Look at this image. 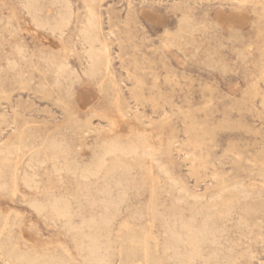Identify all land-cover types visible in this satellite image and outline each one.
Segmentation results:
<instances>
[{
	"label": "rangeland",
	"instance_id": "rangeland-1",
	"mask_svg": "<svg viewBox=\"0 0 264 264\" xmlns=\"http://www.w3.org/2000/svg\"><path fill=\"white\" fill-rule=\"evenodd\" d=\"M66 1L69 22L52 33L35 24L25 0H0V149L14 152L0 166V229L5 214L10 223L4 235L20 241L23 225L27 242L58 239L81 259L85 251L79 255L63 219L31 207L55 194L72 202L75 224L112 218L102 231L112 264L127 261V232L148 238L147 253L134 244L132 264H178L173 251L184 248L168 226L208 216L220 243L208 241L204 255L216 251L222 261L229 251L233 264H264V0H95L109 58L106 82L84 73L87 0ZM39 2L42 19L64 11L56 0ZM184 15L199 30L172 46L166 38ZM62 46L73 73L58 89L43 57ZM138 135L151 155L126 157V167L97 180L85 183L62 166L66 140L80 167L99 144ZM24 174L38 183L26 186ZM0 264H9L1 251Z\"/></svg>",
	"mask_w": 264,
	"mask_h": 264
},
{
	"label": "bare ground",
	"instance_id": "bare-ground-1",
	"mask_svg": "<svg viewBox=\"0 0 264 264\" xmlns=\"http://www.w3.org/2000/svg\"><path fill=\"white\" fill-rule=\"evenodd\" d=\"M56 1L61 3V7L64 8V11L60 12L58 17L53 20L42 19L40 17L39 11L41 10V5L39 0H25L24 7L27 13L32 16L35 24L38 27L47 28L52 33H54L57 31H61L62 27L69 22L71 10H72V8H70L66 0H56ZM239 1H245V0H239ZM10 23H11L10 21H7L6 25ZM199 26H200L199 24L193 23L189 17L185 15L182 16L179 20L177 31L173 35H170L166 38L167 43L176 47H180L184 45L185 39L188 38V36H191L194 32L198 31ZM81 33H82L81 43L84 46V59L86 62L84 73L93 78H100L101 82H106L109 73V58H108L106 45L104 41L101 39V35H100V24L97 13L95 11V0H87L86 2L85 19L83 21V27L81 29ZM13 41L15 40L13 39ZM14 51L17 54H21L22 47L18 43H15ZM67 58H68V49L65 46H62L61 51H51L47 56L43 57V61L46 65V69H48L53 73V78H54L53 86L57 87L58 89L62 88V86L64 85V81L69 77L71 73H73V71L70 70V67L67 62ZM11 64L13 65L14 63L11 62ZM81 127L84 128V126ZM10 146L13 148V150H17L19 148L17 142H12ZM60 146H61L60 147L61 151H63L65 154L64 161L62 160L63 161L62 166H64V168H66L68 171L72 172L73 174H77L78 177H80L81 180H83L85 183L88 182L92 177H95L96 179V177L101 173H103V175H105L108 172L111 173L114 168L123 169L124 167H126V161H125L126 157L135 156V155L136 156L151 155V151H150L151 146L146 140V138L141 135L135 136V138H130L127 141H121L119 139H111L96 146V152L95 154L92 153L94 156L91 159V161L88 160L89 161L88 163H84L80 167H77V164L68 157V153L71 149L70 140L64 141L62 144H60ZM13 153L14 152H12L8 148L0 149V166L10 161L11 160L10 154ZM109 162L111 163V166H108ZM21 180L26 186H32L34 185V183H36L34 182V174L31 175L24 174ZM78 190L79 189H77V191ZM106 201H110V197L107 195L105 198V202ZM32 206L34 210L37 212H40L42 211V209L47 208L53 218H62L66 229L70 231L71 234L76 236L79 242V246H78L79 255L80 252L85 251V253L83 255H80L81 259L77 260L76 257L73 256L67 248H65L61 243H57L59 241L58 239L57 242L51 239L32 240L30 242H27V240L24 239L23 236V231L25 229L23 225L20 226V241H15L8 235L7 236L4 235V232L2 231V228L7 227V225L10 224V223L8 224L7 221L8 218L5 214L4 223L1 226L2 228L0 229V251L2 252V254L5 255L9 264H79V263L80 264H112L113 263L114 254L111 251L110 242L107 238L104 239L102 238V231L109 227L112 220L111 217L104 214L102 216H99L97 219L93 217L88 219L82 218L79 223L75 224L74 217L76 216V213L74 212L72 202L64 196L55 195V194H51L49 196L46 204L43 205L37 203L31 205V207ZM175 227L176 226L174 222L170 224L168 226L169 231L167 233L174 243H181L183 245L184 248L183 251L181 252L176 250L173 251L175 257H177L179 260L178 264H198V262H200V264H223V263L233 264L234 263L233 261L234 259L228 253L229 251L226 254H224L222 261H219V255L216 251L208 252L206 255H204L205 244L208 241H210L212 244L213 243L215 244L216 241L218 242L217 234L220 233L219 227L210 219L209 216L204 218L199 223H195L194 221H180L178 227L176 228ZM28 229L32 230L33 228L29 227ZM126 234L129 244L125 252L126 260H127L125 264H132V257L135 255L134 244H138V246L143 251H145V253H147L148 238L141 236L136 237L131 232H127ZM147 234L148 233H146V235ZM170 248L172 249L173 247L167 246V249ZM118 251H119V255H121L122 251L121 250ZM152 264H160V262L158 260H153Z\"/></svg>",
	"mask_w": 264,
	"mask_h": 264
}]
</instances>
